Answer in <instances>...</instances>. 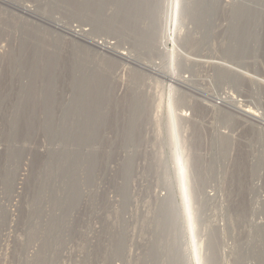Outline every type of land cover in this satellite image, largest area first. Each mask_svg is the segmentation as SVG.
<instances>
[{"label":"rangeland","instance_id":"obj_1","mask_svg":"<svg viewBox=\"0 0 264 264\" xmlns=\"http://www.w3.org/2000/svg\"><path fill=\"white\" fill-rule=\"evenodd\" d=\"M233 106L264 117V0L0 2V264H170L168 194L173 264H264V134Z\"/></svg>","mask_w":264,"mask_h":264},{"label":"bare ground","instance_id":"obj_2","mask_svg":"<svg viewBox=\"0 0 264 264\" xmlns=\"http://www.w3.org/2000/svg\"><path fill=\"white\" fill-rule=\"evenodd\" d=\"M0 2L1 3H3V4H6L7 3V0H0ZM21 9L24 11V12H30V8L29 7H27V6H22L21 7ZM187 9H188V5H186V4H184L183 6H181L180 7V9H179V12L180 13H182V12H185V11H187ZM177 12V11H176ZM173 15H175V14H173ZM57 24V23H56ZM59 26V25H58ZM148 26H149V30L151 29V25H150V22H149V24H148ZM84 29V28H83ZM82 30V29H81ZM82 31H84V30H82ZM82 31H80V32H77V29L75 30L74 28H73V31H71V32H73L74 33V35H81L80 33L82 32ZM94 42H96V41H94ZM99 42V41H98ZM106 42V41H105ZM115 42V41H114ZM100 43V42H99ZM112 44V43H111ZM111 44H110V42L108 43V42H106L105 44H104V41H103V44H101V47H103V49L106 51H110L111 50V48H112V46H111ZM100 46V45H99ZM111 46V47H110ZM96 47V46H95ZM97 47H98V45H97ZM103 49H101V50H103ZM112 51V50H111ZM114 53H115V55L116 56H118V57H123L124 55V53L122 54L121 52L119 53V52H117V51H114ZM114 55V56H115ZM126 56V55H125ZM130 56V55H129ZM125 58V57H124ZM127 58H129V57H127ZM130 59V58H129ZM124 60H126V59H124ZM209 60V59H208ZM206 63V62H205ZM207 64V63H206ZM145 67H147V68H150L152 71H155L156 73H160L159 71H158V69H157V67L156 66H153V67H149V66H147V65H144ZM220 66V65H219ZM214 67H217V66H215V64H212V68H214ZM219 69L218 70H220L219 72L221 73V70L222 69H225V68H223V66H222V68L221 67H218ZM233 75H235V74H233ZM164 77H167V75L166 76H164ZM176 81L177 82H179L180 83V81L178 80V79H176ZM215 99H217V98H215ZM217 100H219V101H222L221 100V98H218ZM234 107V109L235 110H237V111H239L238 113H240L241 115H243V116H245V117H248L249 119H251V120H253V121H257V122H259V123H261V125H263V122H264V117H258V116H256V115H250L249 114V111H245V110H242V109H240V108H237V107H235V106H233ZM248 112V113H247ZM263 121V122H262ZM260 126V125H259ZM175 127H176V117L175 116H173V114H169V116H168V129H169V135H170V144L172 145V148L176 151L178 148H179V139H178V137L175 135ZM237 129H238V127H237ZM254 130H255V128H254ZM253 130V131H254ZM232 131V130H231ZM230 131V132H231ZM240 133V132H239ZM247 133V132H246ZM234 134V133H233ZM232 134V135H233ZM255 135V134H254ZM261 135V134H260ZM231 136V135H230ZM224 137V136H223ZM232 137V136H231ZM260 137V136H259ZM230 138V137H229ZM256 138V137H255ZM254 138V139H255ZM258 138V137H257ZM245 139V138H244ZM254 141V140H253ZM260 140H258V142H259ZM264 142V141H263ZM260 143H262V141L260 142ZM253 144H254V142H253ZM247 145V144H246ZM262 145V144H261ZM254 146V145H253ZM262 147V146H261ZM232 150V149H231ZM240 150V149H239ZM243 150V149H242ZM254 150V149H253ZM259 151V150H258ZM241 153V152H240ZM257 153H259V152H257ZM231 154V153H230ZM233 154V153H232ZM260 154V153H259ZM253 155V154H252ZM260 156V155H259ZM254 157H255V155H254ZM250 158V157H249ZM229 159V158H228ZM252 159V158H251ZM250 159V161H252ZM254 159H256L257 160V157L256 158H254ZM230 160V159H229ZM261 160H263V159H261ZM174 161H175V163H176V165H179V164H181V162H182V159L180 158V156H178V155H175L174 156ZM222 161V160H221ZM231 161H234L235 162V160H232L231 159ZM243 161V160H242ZM233 162V163H234ZM256 162V161H255ZM219 163V162H218ZM222 163V162H221ZM229 163V162H228ZM232 163V164H233ZM244 163V162H243ZM249 163V162H248ZM225 164V163H224ZM252 164V163H251ZM257 164V163H256ZM259 164H260V162H259ZM259 164H258V170L260 169V168H262L261 167V165L259 166ZM241 165V164H240ZM245 165V164H244ZM229 166V165H228ZM227 166V167H228ZM226 167V168H227ZM237 167V166H236ZM264 168V167H263ZM241 169V168H240ZM226 170V169H225ZM252 171V170H251ZM185 168L182 166V167H179V169H178V173H177V177H176V180H177V183H178V185H179V190H180V196H181V201L183 202V206H184V208H186V210L188 209L187 208V202H188V194H189V190H188V188H187V185L185 184V182H184V178H185ZM236 172V171H235ZM244 172V171H243ZM242 172V173H243ZM240 174V173H239ZM238 173L236 174V175H239ZM252 174V173H251ZM250 174V175H251ZM254 174V173H253ZM257 175V174H256ZM259 175H260V173H259ZM246 176H248V175H246ZM249 177V176H248ZM251 177V176H250ZM254 177V176H253ZM260 178V177H259ZM234 179V178H233ZM251 179H253V178H251ZM258 182H259V180H258ZM165 183H166V185H167V187L168 188H170V186H171V182L169 181V180H166L165 181ZM238 183V182H237ZM255 183V182H254ZM246 184V183H245ZM240 185V184H239ZM256 185V184H255ZM235 186V185H234ZM245 186V185H244ZM262 187H263V185H262ZM249 188V187H248ZM256 188V187H255ZM250 189V188H249ZM259 189V188H258ZM220 190V189H219ZM218 190V191H219ZM171 191V190H170ZM256 192V191H255ZM261 192H262V190H261ZM245 193V192H244ZM259 193H260V191H259ZM216 194V193H215ZM249 194V193H248ZM262 194V193H261ZM218 195V194H217ZM252 195V194H251ZM220 196V195H219ZM245 196H246V194H245ZM244 196V197H245ZM260 196V195H259ZM216 197V196H215ZM217 198V197H216ZM220 199V198H219ZM215 200V199H214ZM221 200V199H220ZM241 200V199H240ZM245 200H246V198H245ZM251 200H252V198H251ZM256 200V199H255ZM257 200H259V199H257ZM256 200V201H257ZM260 201H261V199H260ZM221 202V201H220ZM233 202V201H232ZM248 202V201H247ZM165 206H166V212L164 213V214H162V217H164L163 219H165V221H166V223H167V232H168V234H169V236H171L172 237V239L174 240V244H171V246L168 248V254H167V260H168V262L170 261V264H173V262H175L176 261V259H177V256H176V252L175 251H177L176 249H177V247H176V245H177V237H176V234H177V229L179 228V222H178V217L176 218V205H175V200H174V197H173V195L172 194H168L167 195V197H166V200H165ZM234 203V202H233ZM255 203V202H254ZM248 204V203H247ZM257 204V203H256ZM263 204V203H262ZM232 205V204H231ZM238 205V204H237ZM236 205V206H237ZM240 207V206H239ZM256 207V206H255ZM237 208H238V206H237ZM250 209V208H249ZM264 209V208H263ZM262 209V210H263ZM259 210H260V208H259ZM252 211V210H251ZM255 211V210H254ZM251 213V212H250ZM257 213V212H256ZM255 215V214H254ZM250 216V215H249ZM256 217V216H255ZM250 218V217H249ZM248 218V219H249ZM254 218V217H253ZM258 219H260V217L258 218L257 217V220ZM235 220V219H234ZM251 220V219H250ZM249 220V221H250ZM257 220H256V222H257ZM261 220V219H260ZM253 223H255L254 222V220H253ZM260 223H262V221L260 222ZM259 223V224H260ZM252 228H253V230H254V232H253V235H251L250 236V239H248L249 240V245L246 247V251H248V252H246V256L245 257H243V260H246L247 258H248V254L250 255V254H252L253 255V248L255 249L254 250V253L257 255H255V257H254V255H253V257L254 258H262V257H264V254H263V252L261 253V251H260V248L259 247H255V246H259V245H263L264 244V225H253L252 226ZM250 230V229H249ZM248 230V231H249ZM255 233V234H254ZM247 234V233H246ZM248 235V234H247ZM249 237V236H248ZM243 238V237H242ZM240 239V238H239ZM179 241V240H178ZM246 242V241H245ZM209 244V243H208ZM243 244V243H242ZM213 247H214V245H213V243L210 245H208V248H207V251H208V253L206 254V256H205V260H206V262H207V264H212V262H213V260H212V253L211 252H213ZM231 248V247H230ZM229 248V249H230ZM233 249V248H232ZM262 249V248H261ZM231 250V249H230ZM235 251L233 252L234 253V259L236 258V257H238L237 255H238V252H237V250L236 249H234ZM240 252V251H239ZM233 253H232V256H233ZM244 253V252H243ZM240 254V253H239ZM231 255V254H230ZM251 255V256H252ZM240 256V255H239ZM231 257V256H230ZM250 257V256H249ZM233 259V258H232ZM174 260V261H173ZM259 263V262H258Z\"/></svg>","mask_w":264,"mask_h":264},{"label":"built area","instance_id":"obj_3","mask_svg":"<svg viewBox=\"0 0 264 264\" xmlns=\"http://www.w3.org/2000/svg\"><path fill=\"white\" fill-rule=\"evenodd\" d=\"M256 130L259 132V133H262V134H264V125H262V126H258L257 128H256Z\"/></svg>","mask_w":264,"mask_h":264}]
</instances>
